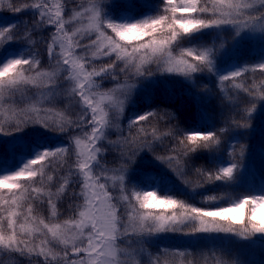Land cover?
<instances>
[{
    "label": "snow or ice",
    "instance_id": "6c2138e0",
    "mask_svg": "<svg viewBox=\"0 0 264 264\" xmlns=\"http://www.w3.org/2000/svg\"><path fill=\"white\" fill-rule=\"evenodd\" d=\"M70 2L6 0L5 7L0 0V15L33 17L0 20V114L6 117L0 137L13 144L7 156L0 153V254L14 257V264H230L225 253L230 257L231 249L216 240L264 241V182L239 192L245 150L229 152L226 160L217 154L229 128L239 132L248 125L226 115L228 128L185 129L172 123L174 113L152 107L151 99L138 103L145 85L158 78L180 77L195 86L198 77H214L222 93L228 84L233 90L234 98L220 96L222 114L231 110L251 119L257 101L264 108V80L253 79L250 86L243 80L264 74V62L222 68L220 60L253 35L264 42V0H89L66 18ZM40 30L50 31L41 38L47 67L34 48L33 34ZM221 33H229L231 41L218 53L211 38ZM105 81L112 87L98 91ZM64 99L80 109L75 119L66 111L72 105L44 106ZM249 103L251 108L243 107ZM111 110L127 124L128 135L121 128L116 141L106 135ZM151 121L165 122L167 130L148 129ZM30 136L31 142L22 143ZM49 137L63 141L53 144ZM165 139L171 142L164 145ZM157 143L167 154L154 159L185 186L180 194L189 199L178 198L163 176L147 171L138 176L126 167ZM125 146L127 152L117 153L123 163L114 168L101 163L110 150ZM201 156L214 167L195 166ZM189 173L200 179L194 187L185 179ZM209 185L224 191L204 196V206L189 202ZM65 197L81 203H70L73 215L59 221ZM162 234L194 243L158 247L155 253L132 247ZM124 240L127 248L119 246ZM207 241L212 243L202 244Z\"/></svg>",
    "mask_w": 264,
    "mask_h": 264
},
{
    "label": "trees",
    "instance_id": "16d2710c",
    "mask_svg": "<svg viewBox=\"0 0 264 264\" xmlns=\"http://www.w3.org/2000/svg\"><path fill=\"white\" fill-rule=\"evenodd\" d=\"M211 39L215 43L218 53H220L223 52V50L220 49V44L225 42L227 43L228 47V42L231 39V35L229 33H221L219 38L213 36ZM237 62H247L249 66H252L258 62H264V49L253 47L249 42H246L237 47L230 48L228 52L223 55L222 60H220L222 68L231 66ZM253 79H255L257 84H259L260 81L264 80V74L259 72L255 73L254 76L253 74H249L243 80L245 86H250L253 82ZM240 82L241 81L239 80L237 81V83ZM232 91L231 85L228 84L225 86V91L222 93L214 77L203 79L198 77L195 86H193L191 83L184 82L180 77H164L158 78L154 84H146L143 91L140 93L138 103L144 104L146 98L151 99L153 101L151 105L152 107H158L160 109L167 110L170 113H174L176 119L173 120L172 123H178L182 128L185 129L198 128L201 130H216L220 127L228 128V120L225 118V116L227 115L228 119L232 118V116H235V118L239 119L241 123H246L248 127L246 129L240 130L239 132L235 129L229 128V130L223 134L224 142L222 143L217 154L221 159L226 160L228 159L227 154L229 152L235 151V153L239 155L241 150L244 149L243 163H245L247 159L250 158V150L252 146L256 144L257 140L255 132H251L250 130L254 124L255 118L257 117V111L255 110L253 112L251 119H242L244 113H231V110H229V113L227 114H222L221 107L219 106L220 96L223 95L227 98H234L232 96ZM241 98H244L243 93H241ZM258 102L259 101H257L256 104ZM252 106L253 105L250 103L243 105L244 108H251ZM139 110L143 112L145 108L141 107ZM129 114L130 113L126 111L125 117H127ZM261 115L264 116L263 113ZM145 126L148 129L155 126L159 129V132L166 131L168 127L163 121H161L158 125L156 124V121H151V123H147ZM121 128L124 129L123 135H128L126 119L122 120L120 118L119 125L114 131L108 134L107 139L111 141L122 139V134L120 131ZM132 135H135V128L132 129ZM148 139L151 140L152 138L149 137ZM31 140L32 138H29L26 143L31 142ZM170 142V140L165 139L163 144L167 145ZM119 151L127 152V146H125L123 149L110 150L105 159L102 161L107 165L112 166H117V164L123 163L119 160L117 154ZM204 152H207V150H204ZM0 153L6 156L5 152ZM165 154L167 153L162 150L161 144L157 143L155 144L154 151L148 152L145 150V152L141 153L140 156L133 157L134 163L128 164L126 167L130 169L147 170L153 175L163 176L165 184H169L177 190L178 198L189 199L188 196L180 194L185 190V186L182 185L179 180L174 179L171 172L166 171L165 165H161L159 161L154 159V157L157 155ZM193 163L197 167L200 165L214 167V164L206 160L203 156L194 160ZM244 169H247V167H244ZM250 175L249 181L244 180V186L238 189L239 192H246L248 187L259 188L261 183L264 182V166L261 167V169L256 173H250ZM185 179L191 181L192 187L200 182V179L191 173H189ZM223 191L224 189L221 187L209 185L207 190L199 189V194L195 195L189 200V202H195L198 206H204V204L201 203L204 196L218 195ZM39 210L44 213L47 212V210L44 208Z\"/></svg>",
    "mask_w": 264,
    "mask_h": 264
},
{
    "label": "rangeland",
    "instance_id": "374dc122",
    "mask_svg": "<svg viewBox=\"0 0 264 264\" xmlns=\"http://www.w3.org/2000/svg\"><path fill=\"white\" fill-rule=\"evenodd\" d=\"M30 2H36V0H30ZM88 3H89V0H71L69 4V8L66 9V18L72 8H75L77 11H79L80 8L78 6L87 7ZM4 6L6 7V0H5ZM32 19L33 17H31V15L28 12L11 13L8 11H4L2 15H0V20H2L3 22L31 21ZM84 23L86 24V20L84 21ZM22 26L23 25H21V27ZM74 26H79V24L74 25ZM49 35H50V31L46 32L43 30L37 31L36 33L33 34V39L36 41L34 48L36 51L40 53L45 67H47L46 51H45L44 43L41 42V38L42 37L47 38ZM230 41L231 39L229 40V42ZM84 42L87 43V40H85ZM248 42L253 47L264 49V42H262L259 39L258 35H253V37ZM225 47H227V43L222 42L220 44V49L224 50ZM230 48H233V47H230ZM94 66L99 68L101 64L97 63ZM65 87H68V85H65ZM109 87H112V85L108 83L107 81H105L103 82L102 88L99 89L98 91H104ZM29 95H31V93ZM66 105H72V106L66 109ZM44 106L55 107L57 110L66 109L67 114L71 115L73 119L76 118V114L80 111L78 107L74 106L73 102L67 99H64L62 101H57L55 104H52V105L45 104ZM20 107H24V105L21 104ZM256 111H257V117L255 118L254 124L250 130L251 132L253 131L255 132L257 136V140H256V144L252 146L250 150V156H249L250 158H248L247 161L244 163V167H247V169H243L245 181H249L250 176H251L250 173H256L258 170L261 169V167L264 166V116L261 115L262 113L264 114V108L260 107L259 102L256 104ZM41 115L43 116L44 113H41ZM109 117H110L112 126L106 132L107 138H108V134H110L112 131H114L117 128V126L119 125V120H120L115 110L109 111ZM5 119L6 117L3 114H0V121H3ZM29 138H33V137L30 136ZM48 139L53 144L61 143L63 141V138L61 139V141L55 140L54 137H49ZM26 142L27 141H23L22 143H26ZM12 147H13V144L9 140L8 137H0V152H5L7 156L9 153H11ZM101 163H104V162L101 161ZM107 166L109 168L116 167L112 165H107ZM135 170L137 172V175H141V176H143L144 173L147 171V170H137V169ZM147 172H150V171H147ZM166 185H169V184H166ZM113 195L114 196L118 195V192L114 191ZM70 203L79 204L81 203V201H73V200H70L68 197H65L63 199V202L58 205L59 210L62 213V215H60L58 218L59 221L67 219L69 216L73 215V211L69 210L68 208V205ZM43 214L45 216L48 215L47 212L46 213L43 212ZM221 235H224V234H221ZM118 243L121 248H127L129 246L128 240H124L122 242L118 241ZM193 243L194 242L190 238H176L172 236L171 234H162L160 238H153V239L142 240L139 242H133L132 247L145 248L148 251L155 253L158 247L159 248L174 247L177 245L187 246ZM203 243L211 244L212 242L207 241V242H202V244ZM215 243L216 245H222L224 249H229V248L231 249L230 257L227 255V253H225V258L229 259L230 262H235V264H264V241H262L261 239L257 237L251 238V242H245L242 245L230 244L227 239H223V240L218 239L215 241ZM204 250L207 251V249H204ZM0 261H3V264H14V257L10 255L0 254Z\"/></svg>",
    "mask_w": 264,
    "mask_h": 264
}]
</instances>
